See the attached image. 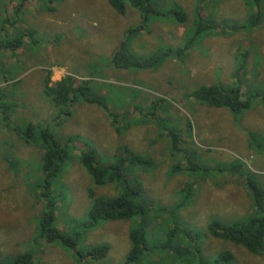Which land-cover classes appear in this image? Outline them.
Instances as JSON below:
<instances>
[{"label": "rangeland", "instance_id": "1", "mask_svg": "<svg viewBox=\"0 0 264 264\" xmlns=\"http://www.w3.org/2000/svg\"><path fill=\"white\" fill-rule=\"evenodd\" d=\"M20 1L0 0V27L8 19L14 22L11 35L28 32L14 52L0 51V91L11 106V125L37 124L58 139L72 138L74 149L50 179L54 224L75 237L81 254L98 244L108 247L93 259L80 258L59 242L41 239L44 143L24 142L0 116V263L30 250L34 264H121L131 247L129 231L141 224L147 248L137 264H264V253H249L207 232L212 219L229 224L251 215L252 197L240 174L255 177L264 189V101L254 97L247 109L234 113L188 95L202 84L238 82L250 92L251 84L263 82L264 0H206L197 20L226 30L211 36L212 29L204 31L183 61L168 57L152 69L121 67L111 59L121 45L129 56L177 46L196 22L197 0H161L168 7L180 4L186 19L152 18L129 37L128 28L140 22L130 6L120 14L107 0ZM237 24L246 28L235 29ZM240 64L239 81H231L229 74ZM48 76L53 87L66 76L72 87L98 94L103 103L71 96L56 105L45 93ZM169 132L180 140L175 148ZM121 147L123 155L132 152L148 162L131 163L126 172L142 184L149 208L142 221L100 220L86 228L88 190L113 196L120 186L93 182L78 155L93 149L108 164ZM182 186L189 188V198L176 208ZM163 240L169 244L158 247ZM223 252L229 259H215Z\"/></svg>", "mask_w": 264, "mask_h": 264}, {"label": "trees", "instance_id": "2", "mask_svg": "<svg viewBox=\"0 0 264 264\" xmlns=\"http://www.w3.org/2000/svg\"><path fill=\"white\" fill-rule=\"evenodd\" d=\"M27 0H21L19 4L26 2ZM108 3L120 14L125 13L126 7L130 6L138 10L140 14V22L137 26L130 27L126 34L128 37L137 30L142 28L148 20L152 18L171 19L176 21H184L186 19V13L182 9L180 4L171 3L168 7L163 5L161 0H107ZM206 0H197L196 12L194 14L195 21L192 25L190 32L180 40L179 44L175 47H170L168 50L159 49L157 52L151 55L144 56H129L123 49L122 45L114 53L111 61L117 66L121 67H135L141 69H152L160 64L163 59L172 57L175 60L183 61L185 56H188V52L194 49L205 38L204 31L212 29L209 35L222 32L226 30L225 25L223 29H216V24H205L199 22V10L201 5ZM18 6H13L17 11ZM258 20V16L250 18L247 23H254ZM14 26L13 21H8L7 27L2 26L0 30L3 34L0 36V51L14 52L22 44L24 37L27 36V31H21L11 35V28ZM238 27L246 28L245 25H235V29ZM232 31L231 28L227 29ZM32 31V30H30ZM203 35V37H199ZM32 37V33L29 34ZM30 40V39H29ZM32 41V40H31ZM163 50V51H162ZM243 69V65L236 67L235 79L239 81V70ZM59 79L52 86L49 80V76L45 78V93L51 97L54 104L59 105L70 101V97L73 99L81 96L82 100L93 102L96 104H102L103 99L98 94L91 95L90 91L78 90L67 83V78ZM51 84V85H50ZM250 92L240 90V84L237 82L235 86H227L222 83L202 84L191 90L188 95L194 97L197 101L203 102L209 106L225 107L230 109L234 113H240L244 109H247L253 98H260L264 101V78L260 85L254 84L251 86ZM11 106L6 102V97L0 91V116L4 125H11L10 120ZM69 111H65L64 114ZM11 128L24 142H34L35 139L39 142H43L44 149L39 168L45 173L43 178V188L40 191V197L44 200V211L39 221V236L43 241L47 243L59 242L60 244L67 246L73 251H76V239L74 236L62 233L54 224V208L55 200L50 196V179L55 176L62 168L68 154L71 149L73 150L72 138L58 139L56 138L48 127L40 128L37 124L26 123L22 126L11 125ZM174 148L177 139V133H168ZM126 151L125 148H119L114 154V161L108 164H101L97 158L93 149H89L85 152H80L78 160L83 168L91 175L93 182L96 184H104L108 182L116 181L120 186L118 194L113 196L96 195L93 190H88V196L90 198V204L87 210L88 219L84 224V227L90 228L95 226L100 220H115V219H129L131 217H139L142 221L143 216L149 208L148 202L142 199L143 187L142 184L136 179L132 180L128 177L126 167L129 164H148L145 158L139 155H134L130 152L128 155H123L122 152ZM10 164L13 161L9 160ZM191 169H195L193 165H190ZM178 169L177 163L171 169L175 172ZM234 169V167H233ZM244 178V183L248 188L252 197L253 205L251 207L252 213L249 216L235 220L229 224H225L218 219H212L207 223V232L213 237L229 240L235 244L241 245L249 253L261 254L264 253V189L260 186L255 177L240 174ZM187 186H182L180 189L181 199L176 205V208H180L183 203L189 198L190 191ZM173 228V227H172ZM169 231L164 232L165 238H168ZM129 238L131 240V247L121 264H137L138 259L143 253V250L147 248V241L144 234V228L140 224L136 229L129 231ZM166 240H163L158 247H164ZM108 246L106 244H98L93 250L88 253L81 254L78 251L77 254L80 258L90 257L94 258L96 253H104ZM154 248L153 250H155ZM194 253L193 251H191ZM229 259L230 254L219 253L215 257ZM0 264H34V257L30 250L24 251L16 257L1 262ZM206 264V263H205ZM219 264V263H216Z\"/></svg>", "mask_w": 264, "mask_h": 264}, {"label": "crops", "instance_id": "3", "mask_svg": "<svg viewBox=\"0 0 264 264\" xmlns=\"http://www.w3.org/2000/svg\"><path fill=\"white\" fill-rule=\"evenodd\" d=\"M235 71V70H234ZM232 72L231 74H229V78H230V80L232 81V79H233V77H234V79H235V72ZM233 74V75H232ZM262 75V74H261ZM232 77V78H231ZM261 78V77H260ZM263 78H264V73H263ZM230 82V81H229ZM215 83H219V82H215ZM260 83V82H259ZM259 83H253V84H251V86H253L254 84H259ZM206 85V84H205ZM226 85V84H225Z\"/></svg>", "mask_w": 264, "mask_h": 264}]
</instances>
